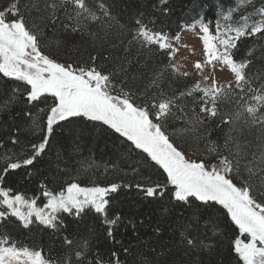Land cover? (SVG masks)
<instances>
[{
  "label": "snow or ice",
  "instance_id": "snow-or-ice-1",
  "mask_svg": "<svg viewBox=\"0 0 264 264\" xmlns=\"http://www.w3.org/2000/svg\"><path fill=\"white\" fill-rule=\"evenodd\" d=\"M185 11L203 61L181 87L189 73L171 43L180 37L158 25ZM49 33L65 62L44 51ZM84 45L87 59L73 58ZM60 138L69 147L49 176L41 166L51 167L45 157ZM91 141L137 163L82 185L79 175L99 167L75 168L73 153ZM21 182L38 195L17 190ZM30 233L51 247L21 244ZM0 264H264V0H8Z\"/></svg>",
  "mask_w": 264,
  "mask_h": 264
},
{
  "label": "trees",
  "instance_id": "trees-1",
  "mask_svg": "<svg viewBox=\"0 0 264 264\" xmlns=\"http://www.w3.org/2000/svg\"><path fill=\"white\" fill-rule=\"evenodd\" d=\"M210 3H216L218 0H209ZM226 3L229 2V0H225ZM8 3V0H0V9H2L4 6H6ZM145 8L147 5L145 4ZM134 11V10H133ZM211 15V13L209 14ZM129 19V14L125 12L121 16V20L123 22H127ZM191 19V13L190 12H177L175 15L171 17L170 21H165L163 25H158V27H163L164 30L169 33L170 36H175L179 34L183 27L187 26ZM49 35V44L51 45L50 48L46 47L44 51L46 53L52 54L54 59H59L61 62H65L63 58V52L56 47L55 40L58 37H54L51 33ZM251 46V45H248ZM87 45H84L83 48H81V53H76L75 51L72 52L73 58H75L76 55L82 54L84 59H87V52L84 51L85 48H87ZM245 45H241V51L238 53L237 58L244 55ZM188 84L190 85L193 83L191 80L186 79V81H182L181 87ZM226 108H230L231 105H225ZM175 128H178L179 125H174ZM172 131V129H170ZM175 142L177 146L183 147L186 149L187 152H191V148L189 147L190 142H184L181 138L175 137ZM69 147V141H67L64 138H60L58 141L52 143V149L53 151L50 152L46 157L45 160L53 161L51 167L49 168L47 165L41 166V171H47L49 176H51L52 172L56 170V164H55V156L57 153H64L66 149ZM73 155L76 157L74 161L75 168H79L81 166V163L83 162L84 166L87 167L89 163H94L96 166L99 167V171H96L95 169H90L87 174H81L79 175L78 179L82 185L90 184L92 181H96L100 184H105L110 180L116 179L118 176H122L124 172L130 171V168L126 165L136 164L137 161L135 160H125L121 161L117 159L111 149V145L108 147H105L104 141H91L86 142L81 145L79 152H74ZM115 163L118 168L113 169L112 165ZM104 165H107L108 167V176L105 178L104 175ZM72 171V169H70ZM73 175H75V172H73ZM69 179L68 176H64L62 179L58 180L55 184L49 185L51 188L58 189L60 185L64 183L65 180ZM11 183V182H9ZM7 186V185H6ZM14 187L17 190L23 191L25 195L31 197L33 194L38 195L37 191V185L32 184L28 185L26 188L22 186L21 183H16ZM19 242L25 246L33 247V246H40V247H51L50 238L43 233H30L27 235H20L18 237Z\"/></svg>",
  "mask_w": 264,
  "mask_h": 264
},
{
  "label": "rangeland",
  "instance_id": "rangeland-1",
  "mask_svg": "<svg viewBox=\"0 0 264 264\" xmlns=\"http://www.w3.org/2000/svg\"><path fill=\"white\" fill-rule=\"evenodd\" d=\"M197 33L198 28L193 31L190 27L185 26L178 34L180 39L178 41H171L173 47L177 49L173 54V62L180 67L182 72L189 73L187 79L192 82L199 79L198 72L194 68L195 62L198 60L201 62L203 61L202 42L199 40ZM208 71H210V69H206V72ZM215 75L221 81L230 78L226 71L223 73L217 72Z\"/></svg>",
  "mask_w": 264,
  "mask_h": 264
}]
</instances>
